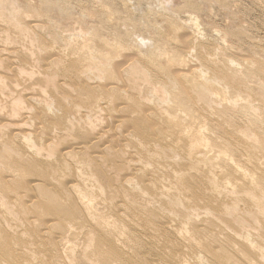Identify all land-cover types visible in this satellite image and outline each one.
<instances>
[{"label":"bare ground","instance_id":"bare-ground-1","mask_svg":"<svg viewBox=\"0 0 264 264\" xmlns=\"http://www.w3.org/2000/svg\"><path fill=\"white\" fill-rule=\"evenodd\" d=\"M31 1L0 0V264H264V53L206 0Z\"/></svg>","mask_w":264,"mask_h":264},{"label":"rangeland","instance_id":"rangeland-1","mask_svg":"<svg viewBox=\"0 0 264 264\" xmlns=\"http://www.w3.org/2000/svg\"><path fill=\"white\" fill-rule=\"evenodd\" d=\"M78 1L80 2V5H79V3L77 4ZM78 1L76 3H75V1H73V3L70 2L71 4H70V6H68V8L69 7L71 8V10L69 8V13H71L70 16H73V17H71L72 20L70 19L71 22L68 21V25H67V26H69L68 28L69 29H71V28L72 29L73 28L77 29V27H85L88 24H90L89 26H91L92 28L93 27L95 28V26L99 27L100 25L97 23V20H99V21L101 20V18H100L101 16L99 15V13L101 12V10H103L105 4L108 3V1L107 0H100V2H98V1L96 2V0L95 1L92 0V2L90 0H87V1L86 0H78ZM112 1L113 0H111L110 2H112ZM121 1H125V0H116V2L114 0V3L119 4V2H121ZM131 1L129 2L130 4L128 3V1H127V3H128L130 8L132 7L134 9V7H135V9H136V7H137V9H138L137 12L138 13L136 12V15L141 13V12H143L144 10L146 11V9L149 8L150 6L154 7L155 6L154 2L155 3L157 2V0L156 1L155 0H144V2H143V0H131ZM139 1H141V2H139ZM150 1H152V2L154 1V2L152 3ZM195 1L199 2L200 0H195ZM201 1L199 3H202L204 0L202 2ZM31 2L34 3L35 5L39 6V2L42 3V0L41 1L40 0H32ZM146 2H148L149 4L146 3ZM209 2H211V4ZM98 3H100V4H98ZM103 3H104V5H103V7H101ZM75 4H77L79 6H77ZM206 4H208V6H209V8L206 7L209 10H207L205 8V10H207L206 16L208 14H211V16L209 15L208 18H206L207 20L210 19L209 20L210 22L206 25V28L203 26L205 31L207 32V30H210L214 26L213 27L214 29L212 28V30L214 31L216 29L218 31V32L216 31V32L213 33L215 38H219V37L223 36L224 34H229V36H231L230 37L231 39L230 38H228V39L235 40L236 42L241 40V41L238 42L239 44L236 46V48H229L230 45L228 46L229 50H225L226 53H224V54L227 55V58H235L238 61H246L247 59H252V58H256L257 59V57L254 55L253 51H258L259 53H264V0H208V1L206 0L204 2V4H202L201 6L204 7ZM47 5H45V2H44V4H42L41 7L44 8V9H47V8H51L52 10L56 9L55 5L53 7H51V6L50 7H46ZM73 5H74V7H73ZM138 6L140 8V11H139ZM72 7L74 9L73 11H75V14H73ZM100 7L102 8L101 10L99 9ZM97 9H99V11ZM225 9H226V11H225ZM78 10H79V12H78ZM85 10L89 14H87ZM92 11L94 13H96V16L95 15L93 16L94 13L92 14L93 17L91 16L90 13H92ZM55 12H57V10L54 11V12L50 11L49 15H52ZM84 12L86 14H84ZM81 13H82V15H81ZM55 14H53V15H55ZM225 14H227V15H225ZM76 15H77V18H75ZM83 15L86 16L85 17L86 19L83 18L84 17ZM70 16L68 15V19L70 18ZM80 16H83V17H80ZM97 16H98L99 19L97 18V20H96V18H94V17H97ZM226 17H228V18H226ZM87 18H90V20L93 23H89L91 21L88 22ZM75 19H78V21H79L78 25L75 24L77 21H74V23H72L73 20H75ZM81 19L85 20V21H83L81 23L80 22ZM210 24H212L211 28L209 27ZM229 26H231V27H229ZM240 30H243L244 34H242V36L240 35V37H236L235 38L233 35H235L236 32H238ZM245 32H247V33L245 34ZM232 36H233V38H232ZM186 39H187V37H186ZM191 39L192 38L190 36V38L188 39V42ZM215 47H216V44L213 41V38L208 36L207 48L209 50H213ZM179 70L180 71H184L185 68L184 69L179 68ZM118 106L121 107L122 104L119 103L116 107H118ZM105 113H107V112L105 111ZM128 113L129 112H126V114H128ZM119 114H121V113L118 112L117 114H115V116H119ZM125 119H128V117H125ZM152 119L155 120V117L152 118ZM107 135H108V133H107ZM110 135H114L115 136L116 132L115 131H110ZM199 211H200V213H203V214L206 212V211H204V205H201V208L199 209ZM201 218L202 219H206L205 215H202Z\"/></svg>","mask_w":264,"mask_h":264}]
</instances>
